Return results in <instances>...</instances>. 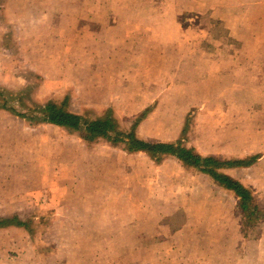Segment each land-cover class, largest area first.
<instances>
[{"label":"crops","instance_id":"obj_1","mask_svg":"<svg viewBox=\"0 0 264 264\" xmlns=\"http://www.w3.org/2000/svg\"><path fill=\"white\" fill-rule=\"evenodd\" d=\"M50 1L10 0L8 14L13 15L11 23L19 29L17 41L28 48H38L37 57L33 61L35 64L39 63L45 53H50V60H53L52 45L64 50V54L56 58L55 74H47L42 66L38 69L47 80L63 77L84 80L85 86L78 88L73 99L68 98L69 103L72 101L78 103L79 98L83 101V106L95 107L92 108L95 112L110 109L122 124L123 121L116 112L120 114L124 112L126 116L131 113L129 117L134 119L133 116L138 112L149 110L147 116L136 127L135 133L139 139L147 142L182 141L181 138L169 141L170 137L178 136V132L180 137V129L170 132L169 123H158L153 120L157 114L172 110L163 105L166 97L164 96L157 105L155 99L148 102L147 99L143 100L146 86L155 84L164 70L173 69L188 81L185 86H169L166 88V94L192 95V92L205 94L207 108L212 112L214 109L219 112L216 115L211 114V121L203 126L204 129L209 128L212 134L206 143L210 152L205 155L194 147L189 148L195 149L202 156L224 159L257 156L252 166L226 169L224 173L245 187L249 185L248 188L252 191L264 193V3L260 5L262 0H220L219 4L212 0H204L211 3V9L218 8V18L214 17V11L206 9L202 12L195 8L193 12L178 14L179 22L172 25L138 22L132 18L124 24L111 22L104 16L116 11L115 8L97 5L89 7L84 4V0H77L76 5H70L69 0H58L60 7L42 6L44 3V6L51 4ZM2 5L0 14L4 15ZM243 13L254 17L250 18L252 20L242 21ZM185 17H189V21L183 22ZM56 18H62V21L54 22ZM47 19L49 23H46ZM206 20L208 21L205 23ZM216 30L218 34L214 35ZM86 34L89 40L86 39ZM205 35L211 37L206 39L203 37ZM44 38L49 41L46 42ZM203 44L208 51L200 49ZM71 48H76V54H70ZM196 48L205 52L206 62V58H210L208 72L199 76L198 68L195 66ZM26 57L31 58L30 53L26 52ZM117 78L125 79V82H116ZM85 109L78 113L82 114ZM225 128L227 131L232 130L231 136L228 135L226 140H219L214 136L217 131ZM246 144L255 149V152L246 154ZM83 145L87 148L83 161L92 163L94 169L95 165L97 167L100 164L108 165L110 184L116 182L118 175L121 176L117 168V148L109 145L113 152H110L108 157L100 158L94 150L93 152L90 150L95 145L89 148ZM84 152L80 151L82 154ZM236 152L238 154L234 155ZM122 153L132 155L124 151ZM12 158L13 162L19 159L15 154ZM78 164L80 163L77 162L76 167ZM174 166L180 175L177 179L172 176L166 179L169 180L168 183L178 185L180 193L185 194L178 198H165L156 192L153 203L149 205L144 203L147 207L144 212L147 219L144 218L141 224H152L154 227V231L146 237L171 238L174 247L176 240H182L185 247L175 253L176 264H186L183 257L178 258L176 255L206 254L209 251L218 255L213 249L223 251L232 264H264V223L259 226L260 230L254 238H250L241 233V221L230 214L229 205L222 210V214L214 217L197 215L202 211L198 208H204L209 212L214 206H222L223 203L221 200L218 202L209 198L194 199L192 196L197 193V182L206 181L202 187L206 188L208 185V188L221 191L225 195L231 194L215 186L208 176L196 173H192V176L183 175L182 170H185L172 158L164 159L159 164L147 158V163L143 166L130 161L125 166L128 169L125 168L124 176L130 177L136 169H141L143 173L152 172L153 176L149 181L154 190L158 191L162 171ZM184 209L189 214L187 221L182 224L183 226L180 224L169 230L167 236L168 219L176 213L181 214ZM158 253L162 254L160 250ZM193 262L196 261L187 263Z\"/></svg>","mask_w":264,"mask_h":264},{"label":"rangeland","instance_id":"obj_2","mask_svg":"<svg viewBox=\"0 0 264 264\" xmlns=\"http://www.w3.org/2000/svg\"><path fill=\"white\" fill-rule=\"evenodd\" d=\"M212 1L220 3V0ZM50 2L51 4L44 6V3L42 6L60 7L58 0ZM69 2L70 5H76L77 0ZM263 3L264 0L260 5ZM84 4L89 7L112 6L116 11L104 17L111 22L122 24L132 18L138 22L172 25L179 22L178 14L193 12L195 8L202 12L209 9L214 11L215 18L219 16L218 8L213 6L215 9H211V3L204 0H84ZM1 5L5 12L4 15L0 14V89L14 93L25 90L35 101L53 98L61 102L64 99H73L78 88L85 86L83 79L63 77L47 80L38 69L42 66L47 74H55L56 58L64 54V50L52 45L53 60H50V53H45L39 63L35 64L33 61L37 57L38 48H28L17 41L20 32L14 27V23H11L13 15L8 14L10 0H0ZM244 14L241 20L245 22L254 17ZM60 21L62 18H56L54 22ZM185 21H189V17H185L183 22ZM49 22L47 19L46 23ZM216 34L217 30L214 32V35ZM210 37L208 35L206 39ZM45 41L48 42L49 39ZM204 45L200 49L206 50ZM71 49L70 54H76V48ZM26 52L30 53L31 58L26 57ZM204 53L198 48L195 49L198 76L207 73L210 67V58L207 57L206 62ZM117 81L124 83L125 79L117 78ZM187 81L173 69L164 70L155 84L146 86L143 100L147 99L148 102L155 99L157 105L165 96L163 105L172 110L157 114L153 120L158 123H169L170 132L180 129V137L178 132V136L170 137L169 141L181 138L184 146L194 147L198 152L207 155L210 150L206 143L212 134L209 128L204 129L203 126L211 121V114L216 115L219 112L216 109L212 112L207 108L205 94L194 92L192 95L166 94V88L169 86H185ZM78 101L69 103L71 111L78 113L85 108H95L83 106V101L79 98ZM116 114L125 125L133 120L129 117L131 113H128V116L124 112ZM139 114L140 112L136 115ZM231 132L232 130L227 131L225 128L217 131L214 136L219 140H226L228 135L231 136ZM83 144L77 135H71L53 126L31 128L23 121L12 119L0 110V217L17 216L22 221L30 222L31 229L30 233L21 228L0 230V264H176L175 253L185 247L182 240H176L174 247L171 238L146 237L154 231V227L152 224H141L144 218L147 219L144 214L147 207L144 203L146 205L153 203L156 192L165 198H178L185 194L180 193L178 185H172L166 179L171 176L177 179L180 174L176 167L162 171L163 176L156 191L149 181L153 176L152 172L143 173L141 169H136L130 177L124 176L128 169L125 167L126 164L131 161L143 166L147 163L148 157L143 154L125 155L122 149L117 147V168L121 176L118 175L116 182L110 184L108 165L100 164L99 167L95 165L94 169L92 163L83 161L87 154V148ZM246 145V154L255 152L249 144ZM90 150L91 152L94 150L100 158L108 157L109 153L113 152L104 142L96 144ZM80 151L85 152L82 154ZM14 154L19 158L15 162L12 158ZM237 154L236 152L234 155ZM77 162L80 164L76 167ZM182 172L183 175H193L183 170ZM143 174L146 176H142ZM205 183L206 181L197 182V193L192 197L216 199L223 203L222 206H214L209 212L204 208H198L202 211L197 215L214 217L222 214V210L229 205L230 214L241 221L240 229L244 231L245 237L254 238L261 224L245 226L244 220L236 211L234 196L208 188V185L206 188L202 187ZM253 193L258 203L264 206V193L256 190ZM188 215L186 209L181 214L172 215L168 219L166 233L184 224ZM159 250L162 254L158 253ZM213 251L218 255L209 251L206 254L176 256L183 257L186 264L192 260L196 261L193 264H232L223 251L220 252L218 249Z\"/></svg>","mask_w":264,"mask_h":264},{"label":"trees","instance_id":"obj_3","mask_svg":"<svg viewBox=\"0 0 264 264\" xmlns=\"http://www.w3.org/2000/svg\"><path fill=\"white\" fill-rule=\"evenodd\" d=\"M28 94L25 90L14 93L0 89V110L23 121L31 128L53 126L71 135H77L88 148L104 142L128 154H145L155 164L167 158L175 159L185 171L204 174L215 186L231 193L236 199V211L244 220L245 226L264 223V206L258 203L253 191L224 173L226 169L252 166L257 156L224 159L202 156L195 149L184 146L182 141H143L136 136L135 130L149 110L142 111L125 126L110 109L101 112L86 109L80 114L69 109V102L66 99L61 102L53 98L35 101ZM29 223L17 216L0 217V230L15 227L29 232L31 231ZM241 233L244 231L241 230Z\"/></svg>","mask_w":264,"mask_h":264}]
</instances>
